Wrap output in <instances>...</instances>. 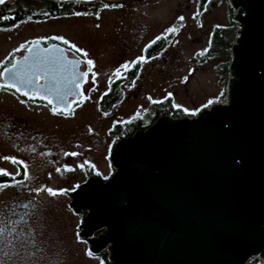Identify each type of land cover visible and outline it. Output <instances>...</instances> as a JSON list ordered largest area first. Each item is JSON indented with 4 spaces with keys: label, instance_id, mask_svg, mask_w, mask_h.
Wrapping results in <instances>:
<instances>
[{
    "label": "water",
    "instance_id": "water-1",
    "mask_svg": "<svg viewBox=\"0 0 264 264\" xmlns=\"http://www.w3.org/2000/svg\"><path fill=\"white\" fill-rule=\"evenodd\" d=\"M230 3L238 29L225 102L192 117H158L120 139L110 153L112 175L90 178L71 194V208L87 212L79 236L94 254L106 250L109 264L264 259V0ZM78 64L57 43H34L24 59L5 68L19 79L10 80L4 71L2 79L67 110V96L78 91L71 81H83ZM35 65L46 69L41 84L52 81L54 91L21 82ZM57 94L64 95L63 102ZM101 229L105 232L95 237Z\"/></svg>",
    "mask_w": 264,
    "mask_h": 264
},
{
    "label": "rangeland",
    "instance_id": "rangeland-1",
    "mask_svg": "<svg viewBox=\"0 0 264 264\" xmlns=\"http://www.w3.org/2000/svg\"><path fill=\"white\" fill-rule=\"evenodd\" d=\"M76 3L75 13L68 16L25 19L0 27V63L19 44L35 37L84 46L86 60H91L92 66L89 68L86 63L87 83L82 101L72 116L61 118L41 106L25 107L3 91L0 92V111L4 109L41 123L43 129L57 133L72 149L77 145L83 151L85 147L86 167L91 163L92 171L106 177L113 170L110 158H105L110 139L107 129L113 122L130 123L139 117L145 120L148 112L153 114V103L167 98L175 107L194 115L207 105L225 102L226 98L222 99L223 75L219 68L225 56L216 55L210 37L215 26L228 22L233 9L230 0H209L199 16H196L197 0L108 1L96 15L85 13L90 2ZM235 12L233 9V17ZM0 20L6 21V18L0 16ZM160 35L167 40L163 49L153 57H143L146 45ZM140 57L144 59L135 66H138V73L132 78L125 77L120 83L123 95L119 103L107 114L102 113L99 109L102 92L111 80L126 72L122 65L127 64V70L132 69ZM117 70L119 76L115 75ZM74 163H71L74 166L70 176L71 190L85 175ZM9 166L8 163L2 165L10 170ZM58 181V178L53 179L55 185ZM37 195L43 201L42 208L46 209L45 217L33 225L37 232L31 241L37 242V246L33 250L27 248L29 243L21 247L24 253L19 256L27 260L21 264H102L103 256L91 252L88 242L79 236L78 225L83 216L68 207L66 195L52 196L37 191L29 194L33 198ZM12 196V189L0 190V199ZM85 212L80 211L81 214Z\"/></svg>",
    "mask_w": 264,
    "mask_h": 264
},
{
    "label": "flooded vegetation",
    "instance_id": "flooded-vegetation-1",
    "mask_svg": "<svg viewBox=\"0 0 264 264\" xmlns=\"http://www.w3.org/2000/svg\"><path fill=\"white\" fill-rule=\"evenodd\" d=\"M34 43H40L44 47L51 43L59 44L63 48L66 58L78 59V70L82 74L84 72L88 73V69L86 68L87 56L85 57L83 55V53H86L84 46L81 47L73 43H65L64 41L47 42L45 39L38 40L37 37L22 42L13 53L8 54L5 60L0 63V72H3L4 69L15 60L24 59L28 48ZM77 49L81 51L78 52L76 51ZM87 78L88 76H83V81L80 83L81 86L78 88V91H73V93L67 96L66 100L70 105L67 110L63 107L55 106L53 103L49 104L48 100L43 98L45 95L39 92L27 90L17 91L16 87L0 88V92L3 91L10 94L25 107L41 106L51 115L67 118L72 116L73 110L82 101L83 88L87 83ZM117 79L118 77L111 80L107 89L102 92L99 98V109L104 114H107L106 112L108 110H112L113 107L119 103L123 95L120 90L119 92L115 91L114 96L111 98H103L104 95L109 92L113 84L116 85L115 80ZM40 83H43L42 78ZM0 85L8 84L0 78ZM22 93H29L30 95H24ZM48 99L50 98L48 97ZM73 101L76 102L74 103ZM164 101L165 100L158 103H164ZM153 104H156V102ZM153 109L152 106V110ZM150 114L151 112H148L145 120L139 117L136 118V121L134 119V121L140 126L143 125L144 121L149 123L151 119ZM41 125V123L20 117L16 113L4 109L0 111V169L8 173V175H0V185H4L3 188L12 189L14 191V196L0 199V229H2V234H0V264H21L23 261H27L19 256V254L24 253L21 247L25 248L29 243L27 248L33 250L35 245L37 246L38 244L37 242L33 244L31 241L33 237H36L37 232V229L33 225L38 222L40 218L43 219L45 217L46 209L42 208L43 201L39 198L40 195L35 196V198L29 196L30 193H35L37 191L35 188H38V190L50 188L57 194L66 195L67 205L70 207L71 194L81 183L90 178L97 177L107 180L114 172V170H111L110 174L104 177L102 174L92 171L91 163L86 167V158L84 156V151H86L85 147L83 151H81L82 149L80 147L78 148L77 145L72 149L71 146L66 145L65 140L63 141L57 133L43 129ZM125 125L126 122H113L112 126L107 129V135L110 139L106 148L105 158H110V153L114 145L120 139L129 136V134L124 135L122 133H117L119 126L124 129ZM138 130L142 129L139 128L135 130V132ZM126 131V129L123 130L124 133ZM110 144H112L111 149L109 148ZM72 153H76L77 155H71ZM13 160L19 161L20 163H13ZM72 162H75L74 164L77 168L82 170L85 175L82 180L77 182L75 188L71 190L70 176L74 169V166L71 164ZM6 163L10 165V170L2 167V165H6ZM25 167L28 171L27 179L24 177ZM54 178L59 179L56 185L53 183ZM20 181H23V183H19ZM0 190H2V188H0ZM37 193L50 195L47 191H37ZM86 214L87 212L84 214L78 213V215L83 216H80L81 223L78 227L82 224ZM104 232L105 230L101 229L96 231L94 236L97 237ZM84 241L87 243L86 239H84ZM103 253L104 250L99 253V256L102 257Z\"/></svg>",
    "mask_w": 264,
    "mask_h": 264
},
{
    "label": "trees",
    "instance_id": "trees-1",
    "mask_svg": "<svg viewBox=\"0 0 264 264\" xmlns=\"http://www.w3.org/2000/svg\"><path fill=\"white\" fill-rule=\"evenodd\" d=\"M209 0H197V15L201 14L205 10V6ZM108 3V0H98L93 1L88 4L89 10L85 13L88 15H96L98 10ZM111 3V2H110ZM77 4L76 2L69 1V2H55L52 0H13L11 3H7L4 6L0 7V16L6 18V21L0 20V27L7 25H14L17 22H20L25 19L29 20H43L47 18H59L68 16L72 13H75L74 6ZM83 13V12H81ZM238 26L233 17V9L230 11L229 20L226 25L215 26L212 30L211 37H210V45L216 51V55H224L225 60L220 64L219 68L221 74L223 75V96L222 99L226 98V85L229 79V64L231 61V48L236 38ZM38 40H41L38 38ZM45 41H57L61 42L55 38H47ZM165 37L161 35L156 37L152 40L143 51V57L150 58L157 55L162 49L164 44L166 43ZM138 62L133 64L134 68L128 69L123 76L119 77L115 80V84L109 89V92L104 95L105 97H113L115 91H120L119 85L121 81L125 78H132L138 73ZM138 65L137 67H135ZM211 105V104H210ZM210 105H207L205 108H208ZM154 113L150 116V122H154L158 116L168 114L174 118H181L184 116H195L193 113H185L183 108L175 107L170 99H166L164 103H156L153 105ZM154 120V121H153ZM147 123L144 121L143 125H138L135 121L131 123H126L125 128L127 131L124 133L123 128L119 126L117 129V133L120 134H129L132 135L135 130L137 129H145L151 123ZM257 259L251 258L246 264H256ZM102 264H109L108 262V254L107 251L103 253V263Z\"/></svg>",
    "mask_w": 264,
    "mask_h": 264
},
{
    "label": "snow or ice",
    "instance_id": "snow-or-ice-1",
    "mask_svg": "<svg viewBox=\"0 0 264 264\" xmlns=\"http://www.w3.org/2000/svg\"><path fill=\"white\" fill-rule=\"evenodd\" d=\"M5 3V0H0V4H3ZM107 7V5L105 6ZM181 20H183V17L180 18ZM169 31H175V29H169ZM66 43V42H65ZM29 51H35V47H33V49H30ZM76 51H81L80 49H77ZM83 55L86 57L87 56V53H83ZM143 57H140L138 59L137 62H143ZM87 65L89 66V68H91L92 66V61L91 60H87L86 61ZM16 66L13 65V68H15ZM122 67L127 70L128 68V65L125 64V65H122ZM23 71V70H21ZM27 71L30 73V77L29 79L27 80H23L21 81L26 87L27 86H30V85H38V90L40 92H43V93H48L50 91H54L55 90V84L52 82V81H49L48 83L46 84H41L40 81H41V77L45 75L46 73V69L40 67L39 65H35V66H32L30 67L29 69H27ZM4 72H7L9 73V79L12 80V81H16L19 79V73L16 72V71H12V70H9V69H5ZM4 72H0V78H3L4 76ZM84 77H87L88 76V73L87 72H84L82 74ZM115 75L119 76L120 73H119V70H117V72L115 73ZM71 83L74 85V88H80V82H79V79L77 80H73L71 81ZM8 87H15V85H0V88H8ZM17 91H20L19 88H17ZM24 95H30L29 93H22ZM64 95H67V93H65ZM64 95H60V94H57V99L61 102H63L64 100ZM44 99L48 100V103L49 104H52V100L48 99L47 95L43 96ZM74 103L76 101H73ZM209 103H211V101H209ZM70 107V105H69ZM55 111V110H54ZM71 155H77L76 153H72ZM13 163H20L19 161H15L13 160ZM0 175H8V173L2 169H0ZM24 177L25 179L28 178V171H27V168L25 167V170H24ZM19 183H23V181H20ZM4 185H0V188H3ZM37 191H47L50 195H56L57 193L54 192L52 189L48 188V189H39ZM0 234H2V229H0Z\"/></svg>",
    "mask_w": 264,
    "mask_h": 264
},
{
    "label": "built area",
    "instance_id": "built-area-1",
    "mask_svg": "<svg viewBox=\"0 0 264 264\" xmlns=\"http://www.w3.org/2000/svg\"><path fill=\"white\" fill-rule=\"evenodd\" d=\"M256 264H264V259L261 257L257 258Z\"/></svg>",
    "mask_w": 264,
    "mask_h": 264
},
{
    "label": "bare ground",
    "instance_id": "bare-ground-1",
    "mask_svg": "<svg viewBox=\"0 0 264 264\" xmlns=\"http://www.w3.org/2000/svg\"><path fill=\"white\" fill-rule=\"evenodd\" d=\"M259 257H260V256H258V257H253V258H256V259H257V258H259ZM261 258H262V257H261Z\"/></svg>",
    "mask_w": 264,
    "mask_h": 264
}]
</instances>
